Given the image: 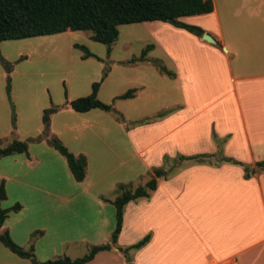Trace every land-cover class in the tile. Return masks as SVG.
<instances>
[{"label":"crops","instance_id":"crops-1","mask_svg":"<svg viewBox=\"0 0 264 264\" xmlns=\"http://www.w3.org/2000/svg\"><path fill=\"white\" fill-rule=\"evenodd\" d=\"M211 1L210 12L181 16L178 20L202 29L212 43L167 22H142L152 47L137 62L154 67L159 78L168 79L170 88L164 93L152 92L151 99L153 96L160 100V110L130 122L118 113L112 123L126 160H137L145 177L153 176L154 168L165 174L155 177L156 186L147 197L123 206L115 242L93 259L102 253H121L122 248L148 235L138 249H131L128 255L125 249L117 254L122 264H264V164L257 165L264 161V0ZM138 55L128 62H136ZM154 59H159L171 75L159 71L153 65ZM142 84H136L130 98L138 95L148 99L147 93L141 94ZM69 101L49 115L48 132L62 141V135L69 133L76 142L73 147H66L85 158L84 178L76 182L81 185L78 192L85 194L90 184V160L94 171H101L108 158L95 153L90 158L83 148L87 133L102 138L103 129L98 132L101 119L91 114V109L75 113ZM113 109L105 112L112 113ZM40 110L43 108L37 111ZM60 111L78 114L75 124L63 121L55 126L53 119ZM91 122L98 128L92 129ZM6 125L0 121V134ZM87 127L91 128L85 131ZM9 131L16 134L13 140H25L40 132V123L24 128L22 136L17 127ZM77 145L81 147L76 148ZM53 150L42 139L28 142L26 153L0 157V180L5 190L1 204L6 209L19 204L14 214L18 213L22 235L29 225L24 220L25 206L30 209L29 218L46 222L53 218L56 194L49 176ZM114 158L118 160L117 167L126 162L117 155ZM243 167L248 177L244 176ZM92 177V183L101 178ZM111 184L112 191L118 190V185L126 187L117 179ZM100 196L113 216L111 202L115 195ZM6 219L0 230L8 231V225L12 226L13 221L8 220V224ZM101 224L107 225L106 232L111 233L114 222L110 226L108 218L102 217ZM47 246L53 251V245ZM34 259L36 263L0 246L2 264H39L49 258L40 255Z\"/></svg>","mask_w":264,"mask_h":264},{"label":"rangeland","instance_id":"rangeland-1","mask_svg":"<svg viewBox=\"0 0 264 264\" xmlns=\"http://www.w3.org/2000/svg\"><path fill=\"white\" fill-rule=\"evenodd\" d=\"M146 30L142 22L120 24L117 26L118 33L115 40L109 45L92 40L89 37L90 31L81 30H66L52 35L0 41V121L4 120L7 123L0 134L2 146L9 143L16 135L14 132L9 133L10 128L17 127V133L22 136L24 128H33L35 123H40L41 131L42 110L37 111L39 108L58 107L67 100L87 95L92 82H98L97 99L118 111L114 109L112 113L100 109L90 111L91 114L97 115V119H101V130L98 132H102L103 129L102 138L97 139L87 133V137H83V148L90 158L93 155L91 153L102 154L105 159L108 158V163L101 171L100 168L94 171L90 160L88 169L90 184L85 194L78 192L81 185L69 174L64 158L50 146L54 155L50 158L52 166L49 169V176L51 174L53 178L52 189L56 194L53 198V218L47 219V222L42 218H29L30 209L25 206L27 217L24 220L29 225L24 228L25 232L22 235L18 229V213L15 215V211L7 212V219L5 218L7 222L13 221L12 226L8 225L7 232L10 239L23 250L32 245L35 248L33 249L35 257L45 255L49 259H54L64 255L76 258L85 254L91 245L108 242L110 232L109 234L106 232L107 225L101 224L102 217H107L109 225H112L114 214L111 216L108 204L100 194L106 197L119 195L118 190L112 191L110 187L114 179L126 183V188L132 190L141 183L143 185L150 178L149 175L145 177V172L143 173L137 160H126L123 145L115 133L116 125L112 123L114 122L112 118L120 113L130 122L144 119L160 110L162 106L159 107L157 104L160 100L153 96L151 99L152 92L161 90L164 93L170 88L168 79L159 78L156 69L151 65L137 61L128 62L151 40ZM74 44L84 46L92 56L83 58L82 50ZM155 51H158V48ZM153 61L162 65L159 59ZM140 81L144 85L141 94L147 93V100L138 95L133 98H115L127 89L134 88ZM66 111H60L59 115L54 117L55 126L63 121L75 124L77 112L65 113ZM91 123L92 129L98 128L93 122ZM89 128L91 127H87L85 131ZM55 137L65 147L76 145L69 133L62 135L64 142L59 137ZM78 147L81 145L76 146ZM115 155L124 158L126 162L117 167L118 160L114 158ZM114 167L117 168L110 171ZM92 176H101V178L92 183L94 180ZM11 190L15 193L13 189ZM59 195L62 198H59ZM27 205L33 204L28 202ZM16 223L17 225H14ZM21 238L22 244L19 245L18 240ZM47 244L54 246L53 251ZM0 246L4 247L1 243ZM123 251L122 248L120 252ZM131 251L128 250L127 255ZM121 253L98 254L97 258L88 264H122L117 256Z\"/></svg>","mask_w":264,"mask_h":264},{"label":"trees","instance_id":"trees-1","mask_svg":"<svg viewBox=\"0 0 264 264\" xmlns=\"http://www.w3.org/2000/svg\"><path fill=\"white\" fill-rule=\"evenodd\" d=\"M212 10L211 0H0V41L10 39H24L35 36L52 35L63 31H90V38L96 42L109 45L117 36V26L120 24L140 23L144 21L167 22L175 27L201 36L203 31L197 26L183 23L178 20L181 16L208 13ZM75 47L83 52L82 57L92 56L87 49L78 44ZM151 44H146L139 52L136 61H141ZM153 65L161 72L171 75V72L156 62ZM7 88V87H6ZM98 82H92L87 95L76 97L68 102L70 109L77 113H83L90 109L110 111L109 104L99 101L96 97ZM134 88L127 89L115 98H130ZM57 107L44 108L41 112L42 129L39 134L25 140H11L6 145L0 144V157L18 153H26L28 142L45 140L65 161L67 169L74 181L80 182L84 178L85 158L83 155H74L56 138L48 132L49 115L55 112ZM164 112H158L160 116ZM183 158V157H181ZM235 163V162H234ZM239 164V163H237ZM264 164V161L257 165ZM264 169V167H263ZM244 176L249 173L243 167ZM151 176L143 185L134 189L118 185L119 195L112 200L114 209V225L110 233L109 243L91 245L88 251L76 258L67 256L47 259L39 264H85L93 259L94 255L103 250H109L116 240L122 222L123 206L131 200L147 197L155 186V177L164 176L165 171L154 168ZM5 198V190L0 180V228L8 211H17L20 206L14 203L6 209L1 206ZM148 240V235L126 246V251L138 249ZM0 243L10 252L21 258H27L36 263L33 256V247L29 245L21 249L10 239L6 230H0ZM128 261V256L125 255Z\"/></svg>","mask_w":264,"mask_h":264},{"label":"water","instance_id":"water-1","mask_svg":"<svg viewBox=\"0 0 264 264\" xmlns=\"http://www.w3.org/2000/svg\"><path fill=\"white\" fill-rule=\"evenodd\" d=\"M201 38L204 39V40H207L208 42H211V43L213 42V40H212V39L210 38V36L207 35V34H204V33H203V34L201 35Z\"/></svg>","mask_w":264,"mask_h":264},{"label":"built area","instance_id":"built-area-1","mask_svg":"<svg viewBox=\"0 0 264 264\" xmlns=\"http://www.w3.org/2000/svg\"><path fill=\"white\" fill-rule=\"evenodd\" d=\"M230 264H236V263L233 262V263H230Z\"/></svg>","mask_w":264,"mask_h":264}]
</instances>
